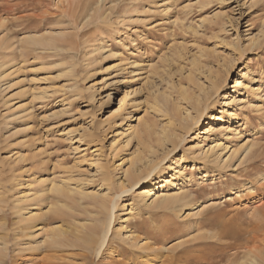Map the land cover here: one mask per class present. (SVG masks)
Returning a JSON list of instances; mask_svg holds the SVG:
<instances>
[{
  "label": "rangeland",
  "instance_id": "1",
  "mask_svg": "<svg viewBox=\"0 0 264 264\" xmlns=\"http://www.w3.org/2000/svg\"><path fill=\"white\" fill-rule=\"evenodd\" d=\"M0 37V264H264V0H0ZM189 74L226 81L188 132Z\"/></svg>",
  "mask_w": 264,
  "mask_h": 264
},
{
  "label": "bare ground",
  "instance_id": "2",
  "mask_svg": "<svg viewBox=\"0 0 264 264\" xmlns=\"http://www.w3.org/2000/svg\"><path fill=\"white\" fill-rule=\"evenodd\" d=\"M6 39V38H5ZM12 47H13V45L12 44H9V45H7V44H4V40H3V38L2 37H0V50H2L3 51V54L4 53H8L9 51H11V49H12ZM15 47V46H14ZM11 53V52H10ZM1 55V54H0ZM5 65H6V63H5ZM4 66V64L2 63V62H0V68L1 67H3ZM239 76L236 78V80H235V86L234 87H239V86H243L245 83H244V78H245V75H246V72L245 71H243V72H241V73H239L238 74ZM198 77V76H197ZM196 76H193V75H191V74H189V76H188V78H189V80H190V82L192 83L191 85H192V87H193V90H191L192 92H193V96H194V110H195V115L194 114H192L191 112H189V110H187V109H185L186 110V114H184V117H183V120H184V122H185V129H186V131H190L192 128H193V126L197 123V121H200V120H202V118L205 116V111L206 110H208V108H209V104H210V102L212 101V99H213V97H214V94H217L221 89H222V85H223V83L226 81V77L224 78V79H222V80H219L218 81V83L217 82H213L212 84H210L209 86H205V84L203 83V82H201L200 80H199V78H197ZM189 82V83H190ZM189 89V88H188ZM183 90H185V92L184 93H186L187 94V88H184ZM190 95V94H189ZM188 94H187V96H189ZM186 96V95H185ZM108 97H109V101H112V95H108ZM233 97V96H232ZM164 98H165V100L163 101L164 102V104L166 105L167 103H168V101H169V99H167V97H165L164 96ZM191 98H192V96H191ZM162 104V103H161ZM167 106H168V104H167ZM180 106V105H179ZM164 107V106H163ZM160 108V110L163 112V109H162V106L161 107H159ZM166 108V107H165ZM166 110V109H165ZM172 110H176V113H178L177 115L178 116H181L183 113H182V111L180 110V108H178V106L176 105V104H174V106H173V108H172ZM168 111H169V109H168ZM168 111H167V113H168ZM191 111V110H190ZM174 112V111H173ZM166 115V114H165ZM169 115H171L170 113H169ZM172 117V116H171ZM171 122V121H170ZM173 122V121H172ZM171 122V123H172ZM169 125V124H168ZM145 128H144V135H143V137H141L142 138V140H141V142L142 143H140V144H147V146L149 145V143H150V140H152L153 138H152V136L154 135V131H155V129H154V126H151V125H146V126H144ZM209 128L208 129H206L205 131H204V133H207V134H212L215 130H217L218 129V126L215 124V123H211L209 126H208ZM131 128H133V127H131ZM137 127H135V128H133V129H131V130H133V133H135V132H137L138 130L136 129ZM141 132V131H140ZM156 132V131H155ZM161 133H160V138L162 139V141H166L167 139H169L170 137H175L176 139L178 138V136L177 135H175V134H170V128H167V127H165V128H163L161 131H160ZM137 133H139V132H137ZM143 133V132H142ZM159 134V133H158ZM139 136H141V134H139ZM167 137V138H166ZM175 139V140H176ZM157 140V139H156ZM158 140H159V138H158ZM175 140H173L174 142H175ZM155 141V140H154ZM162 141H160L161 143H162ZM165 141H164V143H165ZM171 141V140H170ZM167 142H168V140H167ZM175 144V146H176V142L174 143ZM166 145V144H165ZM164 145V146H165ZM146 147V146H145ZM149 148H150V150H151V152L153 153V146H151V145H149L148 146ZM218 147V144H217V146H215V147H213L212 148V151L214 150V149H216ZM173 148H174V146H173ZM149 150V149H148ZM146 151V150H145ZM250 151V150H249ZM252 151V150H251ZM220 157H217L216 158V161H217V163H216V165L217 164H219V162H220ZM214 163V162H213ZM152 164V163H151ZM152 166V165H151ZM157 166L154 164L148 171H147V174H148V176H150V174H151V172L156 168ZM147 168V167H146ZM133 177V180H134V182H138L141 178H142V171L140 172V173H134L133 175H132ZM63 183V185H59V186H57L56 185V187L53 189L54 191H56L57 193H60V194H66V193H73V192H75V190H73V189H68L67 188V186H65L64 185V182H62ZM136 183H134V184H136ZM80 189V188H79ZM78 189V190H79ZM129 190L128 189H123L122 191H121V193L118 195V196H120L121 194H123V193H125V192H128ZM79 192V194H82L83 195V193L84 192H81V191H78ZM146 192V191H145ZM143 193L141 196L144 198V199H146L147 197H149L150 196V192H147V193ZM86 197V196H85ZM188 197H189V194L187 195V194H168V193H166V192H162V194H159L158 196H156V197H154L153 198V203L156 205V204H159L161 207H164V208H168V207H172V206H175V205H178V203H181V202H183V203H186L187 202V200H188ZM21 201V200H20ZM112 202V201H111ZM182 203V204H183ZM102 205V207H103V209H104V211H106V213H107V215L108 214H112V216L114 215L113 214V205H112V203H111V205H109V204H107V203H102L101 204ZM62 206H64V204L62 205ZM14 209V208H13ZM18 213V212H17ZM27 215V214H26ZM22 216V215H21ZM31 216H33V215H31ZM31 220H32V218H31ZM109 220V219H108ZM105 221V223H104V225L100 228V229H97V230H95L94 232L92 231V236H90L92 239H90L91 241H93V242H95V245H97V247H98V254H100L102 251H104L108 246H109V244H110V237H111V235L113 234V229H111L112 227H111V224H112V221L111 220H109V221ZM85 224V223H84ZM91 225V224H90ZM84 227V226H83ZM81 232H83V231H81ZM136 238H138V237H136ZM137 240H135V242H136ZM204 242V241H203ZM8 243V242H7ZM92 245L94 244V243H91ZM144 244V243H143ZM201 244V243H200ZM200 246V245H199ZM202 244H201V248H202ZM141 247V246H140ZM143 247V246H142ZM155 247V246H154ZM144 249H145V251L146 250H151V252L152 253H156V250L158 251L159 249L158 248H153L149 243L148 244H145L144 245ZM192 249H195V247L194 248H190V249H188V250H186L187 252V254H185V252L184 253H182V254H177V255H174V257L172 256V257H166L165 259H163L162 260V263L161 264H173L176 260H177V257L175 258V256H178L179 258H181V257H184L185 258V260H184V262H185V264H190V263H194L195 262V264H200L201 262L202 263H208L210 260L208 259L207 260V257H206V255H204L203 253L204 252H202V253H197V254H190L189 253V251L190 250H192ZM96 250V251H97ZM131 250V249H130ZM200 250V249H199ZM144 251V252H145ZM195 250H193V252H194ZM205 251V250H204ZM147 252H149V251H147ZM200 252V251H199ZM143 253V252H142ZM149 254V253H148ZM183 254H184V256H183ZM251 257V256H250ZM178 258V259H179ZM208 258H210V257H208ZM261 258V257H260ZM176 259V260H175ZM212 259V258H211ZM250 259V258H249ZM263 261V260H262ZM177 262V261H176ZM264 262V261H263ZM213 263V262H212ZM245 264H262L261 263V260L259 259V258H257L256 256L254 257H252L249 261H246L245 262Z\"/></svg>",
  "mask_w": 264,
  "mask_h": 264
}]
</instances>
